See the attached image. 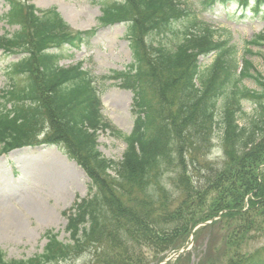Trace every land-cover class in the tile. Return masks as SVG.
<instances>
[{
  "label": "trees",
  "instance_id": "16d2710c",
  "mask_svg": "<svg viewBox=\"0 0 264 264\" xmlns=\"http://www.w3.org/2000/svg\"><path fill=\"white\" fill-rule=\"evenodd\" d=\"M5 1L2 18L18 29L0 36V50L18 60L0 91V154L55 146L90 186L64 213L68 243L47 232L41 254L9 260L0 251V264H53L86 253L88 264H158L216 217L194 233V242L206 237L197 264H264L262 253L249 251L264 240V71L251 60L253 48H264V32L244 42L240 57L231 34L198 19L185 0L100 1L101 24L127 25L134 62L96 77L82 62L60 66L57 54L89 46L93 33L72 31L55 9ZM217 1L229 0H201ZM263 1L254 0L255 15ZM105 81L134 94L129 134L101 115L97 85ZM98 132L126 144L121 161L97 150ZM214 140L219 162L209 160Z\"/></svg>",
  "mask_w": 264,
  "mask_h": 264
},
{
  "label": "rangeland",
  "instance_id": "374dc122",
  "mask_svg": "<svg viewBox=\"0 0 264 264\" xmlns=\"http://www.w3.org/2000/svg\"><path fill=\"white\" fill-rule=\"evenodd\" d=\"M104 0H29L37 9L45 11L54 8L61 18L74 31L93 33L89 47L80 51L68 52L64 48L58 53L59 64L68 66L83 61V67L95 76H107L111 71H127L132 62L129 43L125 38V23L104 26L100 24V5ZM111 1V0H110ZM199 19L213 26L229 31L233 42L241 51L244 41L264 31V22L252 12L250 1L246 10H241L236 0L222 4L220 2L206 7L201 0H186ZM261 12L264 13V5ZM9 9L5 0H0V36L12 34L17 28L11 27L2 18ZM251 60L255 68L264 70V48ZM52 52H55L53 50ZM241 54V52H240ZM15 56L4 55L0 51V90L8 85L12 73L10 63ZM212 58L201 59L202 65L211 63ZM113 82H102V114L117 122L116 127L123 133H129L134 117L131 113L133 94L113 86ZM245 85L254 89V83L245 81ZM252 105L245 104L246 112ZM98 151L115 162L121 160L125 144L121 140L110 138L106 133H98ZM219 141H214L209 160L220 161ZM89 181L84 173L55 147L40 146L12 151L0 156V250L9 260H26L42 253L46 232L58 235V239L68 243V234L64 228L66 220L63 212L71 207L78 198L88 193ZM35 199L33 209L26 207V200ZM17 215V225L7 221V212ZM206 237H201L195 244L186 245L191 254H178L180 259L175 264H195L199 253L205 249ZM264 241L250 244L252 251L258 250ZM185 251V250H184ZM172 254L171 262L177 258ZM190 256V261L187 258ZM90 254L53 264H88ZM188 260V263H187Z\"/></svg>",
  "mask_w": 264,
  "mask_h": 264
},
{
  "label": "bare ground",
  "instance_id": "6f19581e",
  "mask_svg": "<svg viewBox=\"0 0 264 264\" xmlns=\"http://www.w3.org/2000/svg\"><path fill=\"white\" fill-rule=\"evenodd\" d=\"M113 122L115 124H117V122H115V121H113ZM36 202L37 201L35 199L29 198V199L26 200V205L25 206L29 207L30 209H33V207H35V205H36ZM7 217H8L7 221H10V222H12V223L17 225V220L16 219H18V218H17V215L15 213L9 211V212H7Z\"/></svg>",
  "mask_w": 264,
  "mask_h": 264
}]
</instances>
